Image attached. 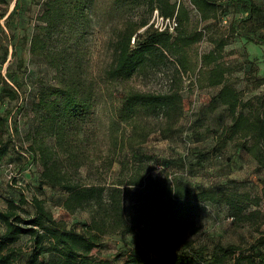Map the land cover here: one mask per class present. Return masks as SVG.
<instances>
[{
	"label": "trees",
	"instance_id": "trees-1",
	"mask_svg": "<svg viewBox=\"0 0 264 264\" xmlns=\"http://www.w3.org/2000/svg\"><path fill=\"white\" fill-rule=\"evenodd\" d=\"M94 1L44 3L31 39V52L48 61L56 71V80L54 84L41 85L32 104L33 125L27 135L29 150L42 168L39 185L63 192V208L71 213L87 212L89 224L80 232L71 229L54 216L44 200L33 197L29 201L22 194L18 203L7 201L6 208H0V222L4 225L0 233V264H112L93 255L104 237L112 234L135 238L132 248L119 255L125 258L120 264H222L228 257L235 258L234 264H264V233L249 246L250 254L237 246L221 244L208 252L204 246H194L192 240L201 230L195 215L202 203L224 204L236 219L250 220L259 215L256 209L247 210L259 206L264 198V179L262 196L252 197L223 185L193 188L168 175L155 177L146 168L153 159L142 149L151 133L149 119H163L169 130L178 123L185 111L179 82L190 69L187 49L204 37L201 31L186 30L189 13L181 4L145 0L151 15L155 10L166 17L176 14L179 27L174 34L150 27L143 30L149 18L127 21L113 32L107 80L130 79L138 70L158 66L169 56L176 61L178 78L166 93L131 90L123 94L112 122L111 153L103 158V164L112 168L120 163L124 174L109 186L85 181L83 169L95 164L86 124L92 119L99 95L97 82L88 74L79 44L70 41L68 28L86 18ZM190 1L204 22L217 19L223 7L231 8L237 17L230 25L232 34L264 45V34L259 33L264 26V9L255 0ZM3 3L6 1L0 0ZM211 42L214 48L202 56V81L207 87L219 88L211 99V108L223 105L231 117V123L215 134L213 151L219 153L232 142L238 151H247L264 171V98L243 99L228 76L229 67L221 61L227 38L220 36ZM14 84L0 73V101L19 99L20 86L18 82ZM121 123L130 127L129 135L113 134ZM7 130V120L0 115V151L8 143L4 139ZM26 204L31 205L32 214L25 216ZM24 236L28 243L21 245Z\"/></svg>",
	"mask_w": 264,
	"mask_h": 264
},
{
	"label": "rangeland",
	"instance_id": "rangeland-1",
	"mask_svg": "<svg viewBox=\"0 0 264 264\" xmlns=\"http://www.w3.org/2000/svg\"><path fill=\"white\" fill-rule=\"evenodd\" d=\"M5 1L0 4V73L12 85H16L14 81L18 82L20 97L15 101L7 98L0 101V115L5 116L8 126L4 137L8 143L0 151V208H6L7 201L18 203L22 194L29 201L38 197L44 200L57 219L64 220L69 228L80 232L89 224L88 213L66 211L62 206L63 192L39 185L42 168L29 150L27 137L33 125L32 104L41 85L54 84L56 80V71L48 61L31 52V39L46 0ZM172 1L184 6L189 13L186 30L201 31L204 37L187 49L190 69L179 82L185 111L178 123L169 130L163 119H149L151 133L142 149L153 159L147 162L146 168L155 177L168 175L193 188L223 185L228 190L249 193L252 197L262 196L264 171L258 168L247 151H238L232 142L219 153L213 151L215 134L231 123V117L223 105L219 104L215 110L211 108V99L219 88L207 87L202 81L205 72L202 56L214 48L211 39L227 38L221 61L230 69L228 76L244 100H257L258 97L264 98V45L232 34L230 25L237 17L231 8L223 7L217 19L204 22L190 0ZM255 2L264 9V0ZM262 14L264 24V11ZM151 17L145 0H135L134 3L95 0L86 11V18L69 27V34L68 29L65 32L71 42L79 44L88 74L98 87L99 102L92 119L86 124L91 134L90 151L95 163L82 171L88 183L109 186L124 174L120 163L112 168L103 164V158L111 153L112 122L123 94L131 90L166 93L178 78L177 64L172 56L158 66L138 70L127 80L109 81L105 77L112 60L111 38L115 29L127 21L139 22ZM259 33L264 34V26ZM129 133L130 127L124 123L115 126L113 131L118 136ZM255 209L259 215L250 220L236 219L224 204L202 203L195 215V222L201 230L192 237L194 246H204L212 252L216 244L234 245L244 250V254H250L249 246L264 233V198L259 206H252L247 212ZM24 210L27 212L25 216L32 214L30 204H26ZM3 231L4 225L0 222V233ZM134 241L132 235H107L101 247L93 250V255L112 264H120L125 258L119 255L127 253ZM19 243L27 244L28 237H22ZM234 261L235 258L228 257L222 264H234Z\"/></svg>",
	"mask_w": 264,
	"mask_h": 264
},
{
	"label": "built area",
	"instance_id": "built-area-1",
	"mask_svg": "<svg viewBox=\"0 0 264 264\" xmlns=\"http://www.w3.org/2000/svg\"><path fill=\"white\" fill-rule=\"evenodd\" d=\"M148 27L158 32H167L170 34H174L179 27V22L176 14L171 17H166L161 15L158 10H155L148 25L143 28V30Z\"/></svg>",
	"mask_w": 264,
	"mask_h": 264
}]
</instances>
